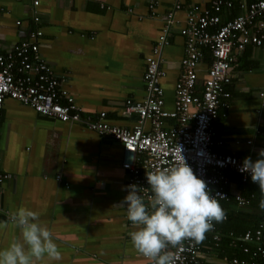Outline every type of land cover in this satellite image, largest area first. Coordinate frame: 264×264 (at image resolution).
Returning a JSON list of instances; mask_svg holds the SVG:
<instances>
[{"label":"crops","instance_id":"1","mask_svg":"<svg viewBox=\"0 0 264 264\" xmlns=\"http://www.w3.org/2000/svg\"><path fill=\"white\" fill-rule=\"evenodd\" d=\"M33 1L0 0V45L7 48L40 28L38 53L55 74L66 77L64 86L82 114L105 111L108 123L132 128L137 114L128 113L126 101H140L146 94V57L176 0ZM180 1L174 14L180 24L171 27L169 43L158 56L167 110L173 108L184 56L180 26L193 6L212 2ZM254 1L232 0V7L222 9L221 22L241 13V2ZM35 15L39 20H33ZM235 55L226 85L228 106L220 107L214 121L216 136L224 141L217 149L256 159L264 148V105L259 96L264 90V45L248 44ZM206 65L203 58L199 84ZM173 122L166 118V127ZM122 154L121 144L108 135L6 98L0 124V249L19 239L11 214L25 207L48 226L61 252V260L49 262L45 257L37 264H149L131 243L128 233L134 228L120 205L127 191ZM213 243L217 247L219 241ZM202 246L198 264H224L225 256L241 258Z\"/></svg>","mask_w":264,"mask_h":264},{"label":"built area","instance_id":"2","mask_svg":"<svg viewBox=\"0 0 264 264\" xmlns=\"http://www.w3.org/2000/svg\"><path fill=\"white\" fill-rule=\"evenodd\" d=\"M33 3L36 5L38 1ZM232 5V0H212L209 6L200 8L195 5L188 10L179 29L185 37L181 72L174 85L173 108L167 110L160 84L164 71L158 56L169 43L171 27L180 24L174 14L181 8V1H174L172 9L166 13L163 31L146 57L143 74L146 94L140 101H126L128 113L137 114L132 128L108 123L105 111L96 116L82 114L74 96L64 86L66 77L55 74L53 66L38 53L39 39L43 35L40 28L31 30L26 38L7 48L0 45V124L4 101L11 98L41 115L64 122H80L101 135L110 136L122 146L121 162L127 171L126 188L130 184L137 185L145 201L150 198L146 173L174 166L183 156L213 194L223 195L217 197L219 201L232 203L239 209L246 208L254 194L246 196L240 189H235L227 173L233 172L243 183L251 181L250 175L239 170L242 158L217 149L224 141L217 138L214 121L220 107L228 106L226 99L230 92L226 85L232 79L236 52L248 44L264 45V0L241 2L243 11L221 22L222 9ZM149 7L154 10L152 4ZM33 20L37 21L39 17L35 15ZM203 48L210 50L213 59L206 65L199 84ZM259 96L264 105V90L259 91ZM166 118L173 119V124L166 127ZM146 123L150 125L148 129L144 126ZM2 177L0 174V182ZM208 232H212L213 241L220 240L214 221ZM229 235L233 243L242 241L243 252L250 256H225L224 264H257L255 258L264 257V222L240 233L230 231ZM250 245L254 250L251 251ZM202 249L199 243L184 241L179 247L167 250L174 253L175 264H198Z\"/></svg>","mask_w":264,"mask_h":264},{"label":"clouds","instance_id":"3","mask_svg":"<svg viewBox=\"0 0 264 264\" xmlns=\"http://www.w3.org/2000/svg\"><path fill=\"white\" fill-rule=\"evenodd\" d=\"M182 155V154H181ZM239 170L250 175L258 185V207L264 211V148L256 159L245 156ZM150 198L145 201L135 184L127 186L121 206L134 230L128 233L133 247L149 264H175V256L167 249L177 248L184 241L200 243L225 212L206 181L195 174L184 157L174 166L146 173ZM20 230L19 239L0 249V264H37L61 260V252L48 226L38 214L20 207L11 214Z\"/></svg>","mask_w":264,"mask_h":264},{"label":"trees","instance_id":"4","mask_svg":"<svg viewBox=\"0 0 264 264\" xmlns=\"http://www.w3.org/2000/svg\"><path fill=\"white\" fill-rule=\"evenodd\" d=\"M236 5L238 6V4ZM203 52V58L209 64L213 59L212 54L208 48H205ZM227 174L233 182H237V187L243 195L248 196L253 193L254 197L251 199V204L249 206L241 209L236 208L232 203L219 201L226 216V218L220 222L214 221L217 226V232L220 235L219 244L217 247H214L212 232H207L205 238L199 244L213 247L219 254H228L229 256L246 258L250 255L243 252L242 245L244 243L242 241H236L233 243L229 232L240 233L247 229H254L261 222H264V211L258 207L260 199L259 187L252 181L245 183L241 182L240 178L233 172H228ZM250 246L251 251L254 250V247L252 245ZM255 261L257 264H264V257L259 256L255 258Z\"/></svg>","mask_w":264,"mask_h":264}]
</instances>
